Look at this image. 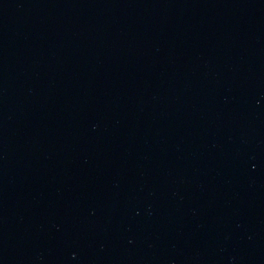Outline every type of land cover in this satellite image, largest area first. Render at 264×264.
I'll list each match as a JSON object with an SVG mask.
<instances>
[{"label": "water", "instance_id": "obj_1", "mask_svg": "<svg viewBox=\"0 0 264 264\" xmlns=\"http://www.w3.org/2000/svg\"><path fill=\"white\" fill-rule=\"evenodd\" d=\"M0 264H264V0H0Z\"/></svg>", "mask_w": 264, "mask_h": 264}]
</instances>
